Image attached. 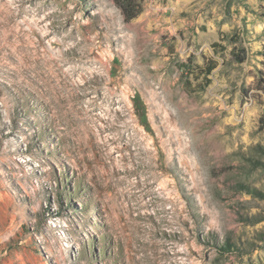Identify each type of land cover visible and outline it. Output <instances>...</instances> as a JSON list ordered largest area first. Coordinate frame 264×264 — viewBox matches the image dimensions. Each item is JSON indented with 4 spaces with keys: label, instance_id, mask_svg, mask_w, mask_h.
<instances>
[{
    "label": "rangeland",
    "instance_id": "rangeland-1",
    "mask_svg": "<svg viewBox=\"0 0 264 264\" xmlns=\"http://www.w3.org/2000/svg\"><path fill=\"white\" fill-rule=\"evenodd\" d=\"M0 264H264V0H0Z\"/></svg>",
    "mask_w": 264,
    "mask_h": 264
},
{
    "label": "bare ground",
    "instance_id": "bare-ground-1",
    "mask_svg": "<svg viewBox=\"0 0 264 264\" xmlns=\"http://www.w3.org/2000/svg\"><path fill=\"white\" fill-rule=\"evenodd\" d=\"M85 42H86V40H85ZM92 52V51H91ZM75 54V53H74ZM76 55V54H75ZM90 55V54H89ZM88 56V55H87ZM93 62V61H92ZM108 62V61H107ZM106 62V63H107ZM107 66V65H106ZM109 67H110V69H111V65H109ZM58 66L57 65H52V66H50V70H55V72L56 71H58ZM103 70H104V68H103ZM107 77H104L103 75H99V76H96V74H93V77H91L90 79H89V81L91 82V81H94L95 83L96 82H105L106 80H108V82H109V84H112V83H114V81H115V79H113V77L110 75V71L108 70L107 72ZM81 74H82V72H81ZM112 74H113V72H112ZM124 76V75H123ZM65 89V87L63 86L62 87V90H64ZM114 91V90H113ZM117 91V90H116ZM114 93V92H113ZM112 93V95H114ZM116 94V93H115ZM61 94H58V92H57V90H56V88L53 90V92H52V94H51V97H53V99L54 100H56L57 102H60L61 101ZM111 97V96H110ZM114 98H110V100H111V102H112V104L111 105H114V103H116L115 101H114V99H115V96H113ZM117 98V97H116ZM121 103H123V106L124 107H126L127 106V104H125V102H123L122 100H119ZM119 104V103H118ZM122 112V111H121ZM115 114H116V116L117 117H120V115H121V113H119V108H117V110L115 111Z\"/></svg>",
    "mask_w": 264,
    "mask_h": 264
},
{
    "label": "trees",
    "instance_id": "trees-1",
    "mask_svg": "<svg viewBox=\"0 0 264 264\" xmlns=\"http://www.w3.org/2000/svg\"><path fill=\"white\" fill-rule=\"evenodd\" d=\"M119 8L122 12V15L125 19V21H130L132 19H134L138 14H139V10L138 11H129L128 9H126L123 5H119Z\"/></svg>",
    "mask_w": 264,
    "mask_h": 264
}]
</instances>
